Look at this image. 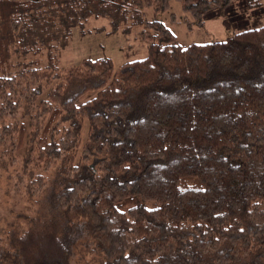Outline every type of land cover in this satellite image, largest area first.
Masks as SVG:
<instances>
[{"label":"trees","instance_id":"1","mask_svg":"<svg viewBox=\"0 0 264 264\" xmlns=\"http://www.w3.org/2000/svg\"><path fill=\"white\" fill-rule=\"evenodd\" d=\"M170 1L0 0V166L25 199L0 264H264V25L182 45L153 19L142 58L59 65L71 24Z\"/></svg>","mask_w":264,"mask_h":264},{"label":"rangeland","instance_id":"2","mask_svg":"<svg viewBox=\"0 0 264 264\" xmlns=\"http://www.w3.org/2000/svg\"><path fill=\"white\" fill-rule=\"evenodd\" d=\"M153 19L164 22L182 45L225 40L235 32L264 25V0L257 6L248 0H232L228 6L208 10L199 22L183 9L179 0H171L168 8L160 11L147 6L138 17L119 23L104 16H90L82 23L71 24L69 34L59 40V65L70 67L80 64L85 58H110L116 69L127 61L142 58L148 54V42L141 33ZM25 58L17 62L18 69L36 65L30 54ZM40 63L46 64V59ZM94 94L92 91L88 96ZM86 130L87 125L83 128L84 134ZM15 172L12 167L0 166V226H8L25 202L18 201L21 195L16 193L12 183ZM79 256L74 257L75 261L83 264ZM90 260L86 264H92L94 260Z\"/></svg>","mask_w":264,"mask_h":264}]
</instances>
